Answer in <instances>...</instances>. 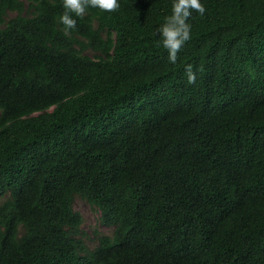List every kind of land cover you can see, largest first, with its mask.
<instances>
[{"label": "trees", "instance_id": "16d2710c", "mask_svg": "<svg viewBox=\"0 0 264 264\" xmlns=\"http://www.w3.org/2000/svg\"><path fill=\"white\" fill-rule=\"evenodd\" d=\"M202 2L172 64V0L68 35L63 0H0V264H264V0Z\"/></svg>", "mask_w": 264, "mask_h": 264}, {"label": "clouds", "instance_id": "9594fccd", "mask_svg": "<svg viewBox=\"0 0 264 264\" xmlns=\"http://www.w3.org/2000/svg\"><path fill=\"white\" fill-rule=\"evenodd\" d=\"M65 12L60 16L59 23L64 26L65 35L76 28L77 20L73 17H83L86 9L98 8L105 12H115L120 7V0H63ZM193 11L204 16L207 9L202 0H172V13L157 29V35L162 47L167 50L168 61L175 64L178 53L191 39L192 25L189 22ZM189 84L196 82V71L192 65L185 68Z\"/></svg>", "mask_w": 264, "mask_h": 264}, {"label": "rangeland", "instance_id": "374dc122", "mask_svg": "<svg viewBox=\"0 0 264 264\" xmlns=\"http://www.w3.org/2000/svg\"><path fill=\"white\" fill-rule=\"evenodd\" d=\"M94 58H98L100 55L94 52H90ZM75 209L83 216V231L85 232L84 239L87 244L94 248L96 246L95 231L100 230L105 234H112L113 228L108 227L101 223L100 215L101 211L92 207L86 200L77 197L75 200Z\"/></svg>", "mask_w": 264, "mask_h": 264}]
</instances>
